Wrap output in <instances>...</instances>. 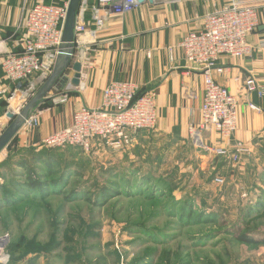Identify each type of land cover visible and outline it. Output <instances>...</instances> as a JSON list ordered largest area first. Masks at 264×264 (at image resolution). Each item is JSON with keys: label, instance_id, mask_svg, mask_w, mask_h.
I'll use <instances>...</instances> for the list:
<instances>
[{"label": "rangeland", "instance_id": "1", "mask_svg": "<svg viewBox=\"0 0 264 264\" xmlns=\"http://www.w3.org/2000/svg\"><path fill=\"white\" fill-rule=\"evenodd\" d=\"M40 86L13 89L16 108L7 99L6 110L21 109ZM165 142H142L124 162L99 157L92 144L74 159L63 153L71 169L33 167L44 183L35 190L22 177L0 180V254L8 256L0 264H264V144L190 169ZM102 185L117 194L103 201ZM240 233L258 242L239 241Z\"/></svg>", "mask_w": 264, "mask_h": 264}, {"label": "crops", "instance_id": "2", "mask_svg": "<svg viewBox=\"0 0 264 264\" xmlns=\"http://www.w3.org/2000/svg\"><path fill=\"white\" fill-rule=\"evenodd\" d=\"M37 1L41 0H0V63L3 51L20 50L24 31L19 24L26 10ZM93 1L87 2V31L73 43L67 73L60 75L45 98L32 110L39 113L38 124L31 129L21 127L14 135L19 146L25 149L48 148L42 145V139L46 135L70 125L73 113L81 107H98L101 91L110 82L129 80L136 84L139 94L155 92V126L139 130L133 143L120 150L111 149L100 139H94L91 152L94 150L103 158H108L112 153L119 162L131 161L134 151L142 150V142L165 137L166 145L180 148L178 159L182 164L179 167L186 163L187 168L198 165L204 169L213 157L194 149L189 133V128L200 121L202 71L199 66L184 59L178 43L189 31L201 29L205 14L232 0H183L177 3L144 0L125 15L107 13L104 26L92 35ZM233 1L242 5H257L259 24L248 35V41L253 47L251 53L235 58L222 55L217 61V65L223 68L222 72H213L214 80L238 99L237 128L229 139L220 138L211 132L205 142L228 150L232 149L235 142H241L253 153V150L264 144V96L246 94L244 80L251 76L264 85V0ZM82 49H86L87 53L84 61H81ZM76 61L81 63V71L79 83L74 85L71 82L75 73L72 64ZM64 78H67V84H71V89L68 90L70 94L66 102L53 106L50 97L64 92ZM13 87L18 94L26 93L19 90L21 83L14 84L4 79L0 64V132L8 122L7 93ZM249 102L259 110L251 109ZM187 147L186 152L184 150ZM6 156L5 147L0 152V163ZM24 156L27 157V154ZM18 158L16 156L12 164Z\"/></svg>", "mask_w": 264, "mask_h": 264}, {"label": "built area", "instance_id": "3", "mask_svg": "<svg viewBox=\"0 0 264 264\" xmlns=\"http://www.w3.org/2000/svg\"><path fill=\"white\" fill-rule=\"evenodd\" d=\"M177 3L183 0H166ZM69 0L45 3L37 1L26 10L20 27L24 34L18 51L5 50L2 53L1 69L5 80L21 83L35 77L27 83L25 91L38 81L40 85L49 76L56 61L58 48L62 42V31ZM88 0H79L74 25V41L87 31L85 12ZM141 3L138 0H94L91 12L90 33L94 35L104 26L107 13L125 15ZM259 24L257 5H242L231 1L205 14L202 27L189 31L180 42L179 48L187 62L200 67L203 76V93L200 104V121L189 128L192 145L209 155L228 157L233 161L249 149L241 142L228 150L222 146L207 145L209 133L229 139L237 127V99L225 87L213 78V72H222L217 65L220 56L241 57L249 55L252 45L248 35ZM81 61L86 60V49H82ZM68 82L65 91L50 97L53 106L67 101ZM246 94L255 93L264 96V85L253 77L244 80ZM2 92V91H0ZM137 96V86L129 80H117L107 84L101 91L98 107H81L72 115L70 125L46 135L42 145L48 148L78 146L88 151L94 139H100L106 146L118 150L130 146L136 133L141 129L155 126L157 113L155 92L148 91ZM15 97L10 92L7 99ZM25 104V103H24ZM252 109L258 107L249 104ZM20 107H17L19 112ZM15 112V113H16ZM39 113L30 114L24 125L33 127L38 124ZM215 182L223 180L216 177ZM0 262H8V256L0 254Z\"/></svg>", "mask_w": 264, "mask_h": 264}, {"label": "trees", "instance_id": "4", "mask_svg": "<svg viewBox=\"0 0 264 264\" xmlns=\"http://www.w3.org/2000/svg\"><path fill=\"white\" fill-rule=\"evenodd\" d=\"M44 2L49 3L53 1L46 0ZM55 2L61 3L62 0H55ZM28 82H29L28 80L21 82L20 89L24 90ZM13 89H11L10 91H12ZM69 94L70 92L67 95ZM9 95H10V92L7 93V98ZM140 95L141 94L137 93L136 97ZM3 105H5V103ZM80 149L81 148L78 146H66L64 148H50V149L48 148L36 149L34 147H31V148L25 149L19 146L17 138L14 137L12 138V140H10V142L6 146V150H7L6 158L0 163V179L5 180V178H7L8 176L12 178L22 177L24 179L22 184L27 185L33 190L41 188V186H43L44 183L42 181L36 180V178L33 176L34 175L33 167L40 168L37 166H41L44 172L47 171L46 173H51L53 170H56V169L59 170L61 173H63L65 171V168L71 169V164H70L71 161H69L68 159L76 158L73 156H76L77 154H79ZM66 152L67 153L70 152V153H68L69 156L66 155L68 159H65V161L63 162L64 164H62L61 163L62 154L63 153L65 154ZM24 154H27V157L24 156ZM16 156H19V158L17 160H14L15 163H13L14 164L13 165L12 161ZM57 165L61 167L56 168L58 167ZM0 188H2L1 183H0ZM116 194H117L116 191H114L113 189H109V187H106V185H102L99 187V196L103 201L107 200L108 198ZM236 238L239 241L247 242V243L248 242H258L255 239H252L243 233L238 234ZM262 242L264 241H260V243ZM32 263H33V260L31 264Z\"/></svg>", "mask_w": 264, "mask_h": 264}, {"label": "water", "instance_id": "5", "mask_svg": "<svg viewBox=\"0 0 264 264\" xmlns=\"http://www.w3.org/2000/svg\"><path fill=\"white\" fill-rule=\"evenodd\" d=\"M142 3L144 0H138ZM79 0H69L67 13L64 20L62 31V42L58 48L55 64L49 76L39 87L38 91L26 101L19 112L7 111L6 117L8 124L0 132V152L7 146L17 131L23 125L25 119L30 115L36 105L43 100V97L49 91L53 83L63 73V70L69 65L73 54L74 25L76 20V11ZM72 70L75 72L71 82L77 85L80 80L81 63L76 61L72 64Z\"/></svg>", "mask_w": 264, "mask_h": 264}, {"label": "bare ground", "instance_id": "6", "mask_svg": "<svg viewBox=\"0 0 264 264\" xmlns=\"http://www.w3.org/2000/svg\"><path fill=\"white\" fill-rule=\"evenodd\" d=\"M16 99L18 100V97H13L11 100H10V104H9V109H15L16 108ZM8 111V110H7ZM17 113V112H16Z\"/></svg>", "mask_w": 264, "mask_h": 264}]
</instances>
